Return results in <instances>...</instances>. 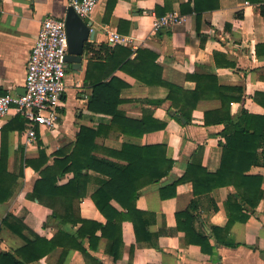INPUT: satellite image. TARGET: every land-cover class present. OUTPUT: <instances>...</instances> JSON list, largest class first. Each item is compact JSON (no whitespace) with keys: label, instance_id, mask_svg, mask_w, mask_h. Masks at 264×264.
<instances>
[{"label":"crops","instance_id":"obj_1","mask_svg":"<svg viewBox=\"0 0 264 264\" xmlns=\"http://www.w3.org/2000/svg\"><path fill=\"white\" fill-rule=\"evenodd\" d=\"M68 2L0 0V96L23 93L26 65L40 23L48 16L63 18ZM106 2L100 0L88 18L92 24L90 29L94 32L92 41L88 42L93 46L92 52H85L80 71L66 70V90L61 98L60 117L55 128L39 130L32 145L25 141V124L23 130L9 132L7 171L17 174L22 169L23 177L18 179L14 195L0 204V252L15 254L24 245L21 238L1 225L8 215L21 220L26 227L22 234L29 240H33L32 234L50 240L56 233L55 226H43L49 210L27 197L33 190L38 174L24 164L21 166V159L38 157L37 142H40L46 156H50L72 144L81 127L92 130L110 127V116L87 109L92 89L85 83L84 76L88 61L99 62L104 57L101 47L107 45V33L116 31L130 38V43L122 47L133 52L146 49L156 55L155 63L161 68L164 82L188 93L195 90L199 77L213 76L217 85L206 87L204 95L207 97L197 103L190 123L184 126L185 121L178 122L171 114L173 110L171 102L166 99V88L146 86L122 71L114 73L115 78L124 85L119 93L122 102L118 106L124 118L141 123L147 118L146 125L151 127L163 123L164 127L152 129L141 137L126 135L115 128L104 129L95 138L94 144L111 151H118L123 145L163 146L165 158L173 164L168 175L143 188L135 202V208L146 215L136 222L146 224L145 229L139 231L140 238L136 239L133 224L124 221L119 258L113 261L106 253V239L99 241L92 256L101 264H264V196L255 208L245 206L249 213L247 221L235 222L228 231L218 234L220 240L234 245L231 247L217 243L210 227H226V203L229 197L236 196L232 186L207 192L213 182L202 180L200 188L204 193L198 197L193 195L192 184L188 181L171 188L172 184L185 177L193 161L207 174H214L219 169L220 144L224 142L220 135L223 125L204 124L205 112L221 108L218 88L240 89V92L225 91L221 95L225 103L239 97V100L229 102L231 116L235 117L240 110L264 116V106L254 100L256 94L264 95V55L256 54V46L264 44V17L260 8L247 0H217V9L203 11L196 18L194 13H180V5H188L184 8L187 11L193 8L192 0H117L108 24H103ZM165 2L173 12L185 16V21L151 35V24L155 17L153 10L156 6L162 7ZM215 53L218 54L219 65L215 62ZM99 71L94 70L95 78L99 77ZM257 97L264 102L263 98ZM158 101L162 103L157 105ZM18 116L11 109L6 118L0 121V148L1 129ZM248 174L262 178L260 189L264 194V167L253 166ZM70 177L67 175L60 184ZM97 189V183L90 181L77 208L81 219L103 225L106 220L91 199ZM192 202L197 204L193 232L207 236L211 248L209 253H203L199 246L187 243L185 233L177 230L176 214L186 211ZM111 205L120 210L115 202L112 201ZM99 235L100 232H97L96 236ZM61 253L62 249L57 248L29 264H57ZM62 264L85 262L80 252L71 250Z\"/></svg>","mask_w":264,"mask_h":264},{"label":"trees","instance_id":"obj_2","mask_svg":"<svg viewBox=\"0 0 264 264\" xmlns=\"http://www.w3.org/2000/svg\"><path fill=\"white\" fill-rule=\"evenodd\" d=\"M204 1L205 4L202 5ZM247 1L257 4L264 17V0ZM116 2L117 0H107L102 18L103 24H108ZM192 2L193 8L188 11L184 10L188 5H180V13H194L198 18L203 11L218 8L217 0L213 3L212 0H192ZM169 12H172V9L166 5V2L162 7L156 6L153 10L156 17ZM92 47V44L87 43L85 51L92 52ZM101 48L104 51L102 60L88 61L85 70L84 81L92 89L87 109L110 116L109 128H115L126 135L141 137L152 129L163 128L164 124L158 123L150 127L146 125L147 118H144L142 123L124 118L118 109L122 102L119 99V93L124 85L115 78L116 71L125 72L146 86L155 85L166 88L168 91L166 99L171 102L173 110L171 114L178 122L184 120V126L190 123L191 113L197 103L207 97L204 95L206 87L217 85L216 78L213 76L199 77L195 82V90L188 93L162 80L161 68L155 63L157 57L154 53L146 49L133 52L120 45L113 47L102 45ZM133 54L134 58L131 59ZM256 54L264 55V44L256 46ZM217 58L218 54L215 53L214 59L219 65ZM94 70H100L99 77H94ZM218 89L221 108L205 112L204 124L223 125L220 135L224 142L220 144L219 169L214 174H207L199 167V164L193 161L188 166L185 177L172 184L171 188L174 189L180 182L188 181L192 184L193 195L198 197L204 193L200 188L202 180L213 182L207 192L215 188L232 186L236 196L229 197L226 203L227 225L224 229L210 227V232L217 243L233 247V244L220 240L218 234L228 231L235 222L247 221L249 213L245 210V206L255 208L264 196L260 189L262 178L248 174L253 166L264 167V116L252 115L245 110H240L235 117L231 116L229 102L239 100V97L225 103L221 95L225 91L240 92V89ZM257 96L264 99V95L256 94L254 97L255 101L264 106V102ZM161 103L156 102L157 105ZM23 125L24 120L18 116L1 129L0 204L7 202L14 195L18 186L17 181L23 177L22 169L17 174L7 171L9 132L21 131ZM109 128L99 127L97 130H92L81 127L72 144L57 150L50 156H46L40 142H37L38 157L21 159V166L24 164L38 174L33 190L27 197L38 201L49 210L43 226L51 224L57 231L50 240L35 234H32L33 240H29L22 234L26 227L21 220L8 215L1 221V225L21 238L24 245L15 254L0 252V264H29L42 259L57 248L62 249L57 264H62L71 250L80 252L85 264H101L92 256V252L97 250L101 239H106V253L112 257L113 261H116L123 245L121 235L124 221H130L133 224L136 239L140 238L139 231L144 230L146 224L140 221L139 225L136 222L146 215L135 208V202L143 188L157 183L168 175L173 163L165 158L163 146L123 145L118 151L98 148L94 144L95 138L101 134L102 130ZM67 175L71 177L64 184H60ZM92 180L97 183L98 189L92 194L91 199L106 220L103 225L81 219L77 208L79 201L85 195L87 184ZM112 201L120 207V210L111 205ZM196 209V202H192L186 211L176 214L177 230L185 233L187 243L199 246L203 253H209L211 248L207 236L193 232L192 225L196 219L194 216ZM74 228L76 230H73ZM97 232H100L99 236H96Z\"/></svg>","mask_w":264,"mask_h":264},{"label":"built area","instance_id":"obj_3","mask_svg":"<svg viewBox=\"0 0 264 264\" xmlns=\"http://www.w3.org/2000/svg\"><path fill=\"white\" fill-rule=\"evenodd\" d=\"M99 2L100 0H69L68 7L81 19H88ZM184 21L185 16L173 11L161 17L155 16L150 34L154 35L163 28ZM129 43L130 38L116 31H109L106 35V44L110 47L126 46ZM67 48L64 17L44 18L27 61L24 94L0 96V121L14 109L24 120V138L29 145L36 142L39 130L52 129L57 125L61 98L66 90L64 59Z\"/></svg>","mask_w":264,"mask_h":264},{"label":"water","instance_id":"obj_4","mask_svg":"<svg viewBox=\"0 0 264 264\" xmlns=\"http://www.w3.org/2000/svg\"><path fill=\"white\" fill-rule=\"evenodd\" d=\"M64 25L67 36V54L65 56V69L80 71L85 47L92 41L94 32L90 31L91 23L88 19H81L71 7H67L64 15ZM23 93L21 95L24 94ZM184 122V120H182Z\"/></svg>","mask_w":264,"mask_h":264}]
</instances>
